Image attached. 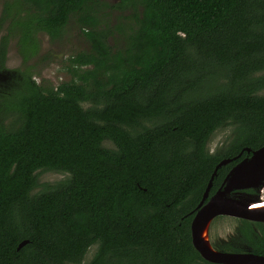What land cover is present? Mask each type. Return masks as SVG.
Returning <instances> with one entry per match:
<instances>
[{"label":"trees","instance_id":"obj_1","mask_svg":"<svg viewBox=\"0 0 264 264\" xmlns=\"http://www.w3.org/2000/svg\"><path fill=\"white\" fill-rule=\"evenodd\" d=\"M102 8L127 23L99 27ZM74 19L91 48L72 80L18 69L0 83V264H215L191 223L220 161L238 157L212 193L264 146V0H17L0 17V72L11 37L30 58L36 34L57 40ZM228 124L235 138L211 153ZM49 171L66 178L34 192ZM240 222L264 256V222Z\"/></svg>","mask_w":264,"mask_h":264},{"label":"rangeland","instance_id":"obj_2","mask_svg":"<svg viewBox=\"0 0 264 264\" xmlns=\"http://www.w3.org/2000/svg\"><path fill=\"white\" fill-rule=\"evenodd\" d=\"M14 1L17 0H0V17L6 5ZM105 1L108 5H115L120 0ZM120 15L116 10L102 8L98 15L101 19L99 27H112L119 22L121 24L123 22V24L127 23V20H124ZM6 33L7 27L4 26L0 32V36ZM115 34L117 38L122 37V33ZM35 37L39 48L30 58H25L19 51V37L15 35L11 37L6 68L13 69L14 71L9 72L5 70L4 72H0V83L8 84L12 82V79L15 78V70L20 69L21 71H30L34 79L43 86L52 85L56 87L60 83L70 81L74 78L73 72L70 69L71 59L81 53L88 52L91 48L90 42L75 19L68 24L64 35L57 40L51 39L45 32H39ZM115 42L114 40L110 41L111 44H115ZM4 120L10 129L16 128L19 124V120L13 115L10 117L6 116ZM235 135L233 124L225 125L222 129H219L210 139V152L221 153L224 148L230 145ZM104 145L106 147L113 146L109 141H106ZM65 178V173L56 171L42 172L39 174L38 187H36L34 192H39L47 186L56 184ZM251 190L252 192L239 190V193L233 196L231 195L230 197L236 200L249 198L254 201L260 197H264V185ZM240 226L241 222L238 218L231 216L218 217L212 224V240H215L219 246L239 244L237 243L239 238L236 237V230ZM245 249L250 250L249 248ZM93 255L94 249H91L86 256L85 262L91 260Z\"/></svg>","mask_w":264,"mask_h":264},{"label":"water","instance_id":"obj_3","mask_svg":"<svg viewBox=\"0 0 264 264\" xmlns=\"http://www.w3.org/2000/svg\"><path fill=\"white\" fill-rule=\"evenodd\" d=\"M247 152L251 153V156L242 159L232 167L224 179L222 187L211 198H209L218 169L233 160H237L238 157L224 159L216 166L204 196L198 206V211L191 223V236L194 248L205 260L211 263L264 264L263 255L255 253H226L216 251L213 248L210 249L203 241L201 235V227L206 218H208L207 230L214 218L221 215L264 222V212H254L257 209H252L254 211L250 210L251 208L246 202L247 200H250L249 198L236 200L230 197L235 191L253 189L264 185V146L254 151L248 148ZM27 243L28 241L21 242L18 250L24 247Z\"/></svg>","mask_w":264,"mask_h":264},{"label":"flooded vegetation","instance_id":"obj_4","mask_svg":"<svg viewBox=\"0 0 264 264\" xmlns=\"http://www.w3.org/2000/svg\"><path fill=\"white\" fill-rule=\"evenodd\" d=\"M8 52H9V50H8ZM6 63H7V61H6ZM7 65V64H6ZM6 70L7 71H9L10 69H7L6 68ZM30 72V71H29ZM31 73V72H30ZM32 74V73H31ZM32 76H33V74H32ZM33 78H34V76H33ZM40 84V83H39ZM244 158H246V157H244ZM224 182V181H223ZM223 182H222V184H223ZM222 187V185H220V187H218V189L214 192V193H212L211 191H210V195H209V198H211L220 188ZM246 191H249V192H252V190L251 189H246ZM237 193H239L238 191H235L234 193H232L231 195L233 196V195H236ZM208 198V199H209ZM207 199V200H208ZM259 199H264V197H260ZM206 200V201H207ZM205 201V202H206ZM248 201V200H247ZM199 206V205H198ZM197 211H198V207H197ZM196 214V213H195ZM195 216V215H194ZM221 218V217H225L224 215H221V216H217L216 218H214V220L212 221V223H211V225H210V227H209V229H208V238H209V242H210V247L211 248H213L214 250H216V251H219V252H226V253H236V254H243V253H253L252 252V249H251V247L249 246V245H247L246 243H245V241H244V238H243V234H242V232L239 230V228L236 230V237L237 238H239L238 239V241H237V243H239V244H235V245H227L226 247H232V248H237V249H240V251H237V252H232V251H223V249L225 248V246H219L216 242H215V240H212V235H211V229H212V224H213V222L217 219V218ZM238 220L239 221H241L242 219H240V218H238ZM245 248H249L250 250H246Z\"/></svg>","mask_w":264,"mask_h":264},{"label":"bare ground","instance_id":"obj_5","mask_svg":"<svg viewBox=\"0 0 264 264\" xmlns=\"http://www.w3.org/2000/svg\"><path fill=\"white\" fill-rule=\"evenodd\" d=\"M248 206L252 209H257V210H252L254 212H264V199H257V200H248L246 201ZM207 224H208V218L205 219L204 223L202 224L201 227V235H202V239L203 241L208 245V247L211 249L210 247V242H209V238H208V230H207ZM211 225V224H210ZM210 227V226H209Z\"/></svg>","mask_w":264,"mask_h":264}]
</instances>
